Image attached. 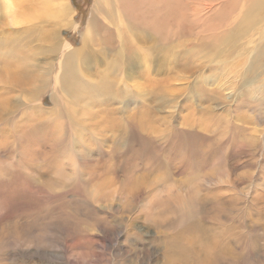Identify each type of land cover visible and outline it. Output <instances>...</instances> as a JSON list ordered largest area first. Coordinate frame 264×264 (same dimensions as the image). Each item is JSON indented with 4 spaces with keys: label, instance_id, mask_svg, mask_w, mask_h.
Returning <instances> with one entry per match:
<instances>
[{
    "label": "rangeland",
    "instance_id": "1",
    "mask_svg": "<svg viewBox=\"0 0 264 264\" xmlns=\"http://www.w3.org/2000/svg\"><path fill=\"white\" fill-rule=\"evenodd\" d=\"M12 1L7 9L0 0V67L22 63L44 79L29 100L34 116L45 114V131L14 138L0 120V264H264V75L246 91L231 75L197 82L200 73L179 65L159 73L157 43L172 11L178 26L164 68L190 50L188 60L207 73L220 62L243 74L264 45V13L218 58L204 47L252 0H163V33L134 38L140 63L122 79L114 63L125 26L113 43L103 30L82 40L95 0ZM196 8L203 12L192 16ZM61 30L60 40L50 36ZM72 48L83 56L69 62ZM98 85L122 88L131 101L106 94L107 105L97 104ZM7 95L15 105L25 99L0 82V98Z\"/></svg>",
    "mask_w": 264,
    "mask_h": 264
},
{
    "label": "bare ground",
    "instance_id": "2",
    "mask_svg": "<svg viewBox=\"0 0 264 264\" xmlns=\"http://www.w3.org/2000/svg\"><path fill=\"white\" fill-rule=\"evenodd\" d=\"M185 1L188 3L189 0H185ZM165 2L166 1H163V0H95L87 26L83 30L82 40L84 41V32L88 33V31H90L91 33H93V38L92 40H90V42L91 41L93 42L95 41L94 40V38L96 37L95 34L103 30L107 33V35L109 34V42L113 43V41L115 40L116 32L123 28L122 25L125 26L122 32V35H121L120 48H116L117 57L115 60L117 61V63H114L115 68H118V66H120L118 76L121 77L122 79L124 75L123 73H120V71L124 70L125 71L124 73L126 75V72L129 69L135 68V64L140 63L139 59L135 56V53H134L135 52L134 43H133L134 38L138 37L139 33H141L142 41L144 42L146 39V36L145 35L143 36V33H142L144 31L148 32V30H150V31H154L156 34L163 33L162 31L163 23L159 22V25H158L157 19L159 18V13L161 11L162 6L166 5ZM3 3L5 5V8L7 9H11L14 5L12 0H3ZM61 10L62 12L68 13V15L71 13V10L69 9V5L67 3H63L61 5L60 11ZM146 12H148V18L144 16ZM202 12H203L202 9L196 8V14H193V12H191V15L192 16L198 15V14H201ZM171 13L172 11L169 13V18L167 21L166 39L165 40L161 39V42H157L155 40L157 43H160L158 52L164 53V57L160 59L161 61L158 59L160 62L159 73L163 70L172 71L174 67H177L179 65V66H183L185 73H192V74L200 73L198 76L197 82H207L210 80L215 81L216 77L220 76L222 78V77L231 75V80L234 81V78H235L237 80L236 83L240 84V89L245 88L246 91H247L248 84L253 83L260 76L264 75V45L259 49L254 59V63H252L255 65L248 71L244 70L243 74L239 73V69L237 67L229 66V68L226 69V67H224L226 64H222L220 62H215L218 67L212 68L211 70L213 71L209 70L210 72L207 73L208 71H203L207 67L206 65H204L203 63L194 64L192 61L188 60L190 53H191L190 50L182 53L181 61H178L179 56L177 55L174 56L173 62H175V65L172 66V64L170 65L167 64L168 66L164 68V66H162L165 61L164 58L167 55V52L170 49V46L173 45L172 36L176 34L177 26H178L174 24L172 25L173 16ZM262 13H264V1L263 0H252L250 3L246 4L239 13H237L233 24L230 25L225 31L219 32L218 34L215 32L214 39H211V41H207L204 48L211 51L214 58H218L219 56L217 54L219 50L223 51V49L229 48L225 46L232 45V43L230 42V39L238 31H240V29L243 28L244 26L251 25L254 22H256L259 19L257 15L259 14L260 16H262ZM110 17L117 19L114 22H116L117 24H121V25L112 24V26H110L108 22V19ZM182 17L185 20H187L189 15L184 14V16L182 15ZM67 18H70V17H67ZM198 20H200V17H198ZM67 24L69 27L73 26V23L71 21H68ZM179 25L183 29L187 30V26L186 25L183 26L182 20H180ZM204 26H205V22L203 23L202 21L198 22L197 31H195V33L199 35L201 32H203ZM62 31L63 30H61L60 33L55 32V31L51 32L50 36L53 39L60 40ZM155 41L150 38V40L147 42L153 43V45L148 46V48L151 49L152 47H154L156 45ZM113 49H115V47H113ZM64 56H65V60L72 62V61L78 60L83 55L80 51V48L78 49L72 48L70 50H66ZM210 57H211V54H210ZM11 66H12V69H10ZM73 71H76V70L72 68L71 66L67 67V74L72 75ZM37 78L38 76L34 75L30 67L27 65L24 66L22 63L19 64L15 62L13 65L7 64L3 68L0 67V82L6 85V87H8L11 84L15 88H19L22 94L25 95V99L20 100L21 105L19 104L15 105V102L11 100V97H9L8 95H7L8 97H4L5 99L3 97L0 98L3 103V107L2 109H0V120L7 123L9 125L8 127H12L11 133H13L14 138H18V137L22 138L26 136L27 134H30L31 136H33L36 134L34 129H36L37 132L45 131V114H39V115L34 116L32 114V110L34 109V107L32 103H30V100H29V98L31 99L32 97H37V94L42 93L46 87V85L43 84L44 79L40 78L39 80H36ZM51 78L52 76L50 77V81H51ZM112 79L113 78H110L107 80L105 79L103 80V83L111 81ZM35 81H40V82L38 84H35L36 83ZM48 82H49V79L47 80L46 83ZM63 85H66L67 88H71L70 81L68 82L64 81ZM232 89H235V88H232ZM158 91H159L160 96H164L165 86L160 85ZM6 92H7L6 94H9L8 91ZM96 92L99 95V98L97 99V104H100V105L106 104V99L103 97L106 94H107L106 95L107 97H115V98L118 97L120 100H122L123 105L131 101V98L127 96V93L125 90H122V88L115 89L114 85L111 87V89H104L98 85L96 88ZM192 92H194V90H192ZM155 93L157 94V91H155ZM199 93L203 99H206V101L210 100L213 94H216L213 91H208L203 88L199 91ZM64 94L65 92L62 93V96ZM245 102L246 100L241 101L239 104L243 105ZM62 108L65 110V100H64ZM104 112L108 114V113H111V110H109L108 107L106 106V109H104ZM107 119L111 120L109 116ZM230 131H232V129H230Z\"/></svg>",
    "mask_w": 264,
    "mask_h": 264
}]
</instances>
